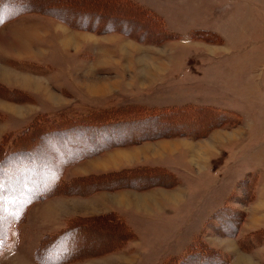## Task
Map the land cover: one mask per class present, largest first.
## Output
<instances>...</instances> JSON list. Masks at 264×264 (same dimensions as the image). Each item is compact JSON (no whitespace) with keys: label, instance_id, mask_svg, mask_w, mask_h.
<instances>
[{"label":"rangeland","instance_id":"rangeland-1","mask_svg":"<svg viewBox=\"0 0 264 264\" xmlns=\"http://www.w3.org/2000/svg\"><path fill=\"white\" fill-rule=\"evenodd\" d=\"M4 244L264 264V0H0Z\"/></svg>","mask_w":264,"mask_h":264},{"label":"trees","instance_id":"trees-1","mask_svg":"<svg viewBox=\"0 0 264 264\" xmlns=\"http://www.w3.org/2000/svg\"><path fill=\"white\" fill-rule=\"evenodd\" d=\"M80 0H78V2H79ZM131 108H135L134 110L135 111H138L137 113H136V115H140V117L139 118H146V119H150L151 117H156L157 116V111H154V110H150V109H144V108H142L141 106H137V105H135L134 107H131ZM140 109V110H139ZM128 110V109H127ZM154 111V112H153ZM138 118V117H137ZM122 121V120H121ZM133 121V120H132ZM122 123H124V122H122ZM8 152H6L5 153V155L7 154ZM9 154V153H8ZM7 154V155H8ZM4 155V156H5ZM7 155L5 156V158L7 157ZM6 246V244H4V247ZM188 248H191L190 250H195L196 248H198V246H197V242H191V243H189L188 244V246H187ZM195 248V249H194ZM4 248H3V245H0V253H1V251L3 250ZM204 249H206V248H204ZM195 251H198L197 253H199V249H197V250H195ZM184 256V255H183ZM182 256V257H183ZM181 257V259H179V257L178 256H172V257H170V258H168L167 260H166V262L164 263V264H179V262H182L183 261V258Z\"/></svg>","mask_w":264,"mask_h":264},{"label":"crops","instance_id":"crops-1","mask_svg":"<svg viewBox=\"0 0 264 264\" xmlns=\"http://www.w3.org/2000/svg\"><path fill=\"white\" fill-rule=\"evenodd\" d=\"M18 74H20V75H18V77H16V79L19 80V81H17V80H16V81H17L19 84H21V82H22V83H27V82H28L29 85H30V84H31L32 86L35 85V84H33V83H31V82L25 80V79H23V80L20 79V78H21V77H20L21 75L29 76V77H31V78H32L33 76L28 75V74H22V73H18ZM33 78H35V77H33ZM35 79H36V78H35ZM37 79H38V78H37ZM39 80H40V79H39ZM28 83H27V84H28ZM21 85H23V84H21ZM23 86H24V87H23ZM23 86H21V87H23V88H27V87H29L28 85H23ZM27 89H29V88H27ZM30 90H31V89H30Z\"/></svg>","mask_w":264,"mask_h":264},{"label":"bare ground","instance_id":"bare-ground-1","mask_svg":"<svg viewBox=\"0 0 264 264\" xmlns=\"http://www.w3.org/2000/svg\"><path fill=\"white\" fill-rule=\"evenodd\" d=\"M23 79H26L27 81H29V82L35 84L36 88H39V87H40L39 85L37 86L38 82L35 81V80H33L32 78L24 77ZM23 79H22V80H23ZM91 87H93V89H95L94 91H96V87H94V86H91Z\"/></svg>","mask_w":264,"mask_h":264}]
</instances>
